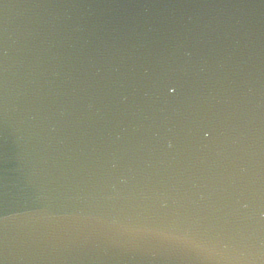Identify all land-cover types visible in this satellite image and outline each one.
Wrapping results in <instances>:
<instances>
[{
    "label": "water",
    "instance_id": "water-1",
    "mask_svg": "<svg viewBox=\"0 0 264 264\" xmlns=\"http://www.w3.org/2000/svg\"><path fill=\"white\" fill-rule=\"evenodd\" d=\"M0 264H264V0H0Z\"/></svg>",
    "mask_w": 264,
    "mask_h": 264
}]
</instances>
